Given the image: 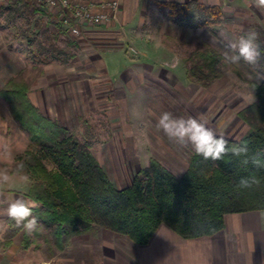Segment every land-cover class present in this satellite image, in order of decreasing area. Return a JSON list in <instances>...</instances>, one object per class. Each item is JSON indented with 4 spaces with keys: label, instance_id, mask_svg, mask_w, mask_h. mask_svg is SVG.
I'll return each instance as SVG.
<instances>
[{
    "label": "rangeland",
    "instance_id": "rangeland-1",
    "mask_svg": "<svg viewBox=\"0 0 264 264\" xmlns=\"http://www.w3.org/2000/svg\"><path fill=\"white\" fill-rule=\"evenodd\" d=\"M25 1L29 6L19 5L16 11L5 9L2 6H6V1H0V89L10 77L28 81L29 97L32 100L40 97L39 105L48 116L58 118L80 139L91 143L94 155L117 187L129 184L150 156H155L176 176L185 171L193 152L192 145L169 139L157 127L158 118L164 111L177 118H196L224 138L238 140L250 130L238 112L255 99V88L232 70H226L208 86H201L188 78L190 82L185 81L181 69L168 76L164 71L149 75L144 68V75L138 76L143 82L134 81L132 87L127 84L128 89H121V76L109 74L107 78L101 72L100 75L90 73L87 66L91 62L88 57H82L85 55L81 53L80 40L42 11L35 0ZM193 2L189 14L178 18L170 16L166 9L162 13L163 18L184 22L176 26V31L171 28L170 35L174 31L176 35L179 32L180 37L190 39L185 45L179 43L183 42L181 39L179 42L176 39L175 47L179 50L173 55L174 62L196 46L198 35L206 36V43L225 57L234 54L228 48L230 41L254 31L258 35L257 43L264 51V11L250 6L251 0H217L221 13L216 18L200 12L195 6L198 0ZM88 41L85 46L92 50L96 42ZM44 57L51 62H42ZM104 58L107 64L113 59ZM140 58L137 55L134 59L139 61ZM232 64L252 81H264V56L257 65L243 61ZM57 68L58 73H55ZM55 74L59 80L53 78ZM56 83L61 86L56 90L57 94L63 91L68 97L67 103L65 95L55 98L50 94V86ZM56 99L58 103L55 104ZM27 142V134L12 118L7 102L0 98V145L7 144L11 149V155L0 154V169L9 172L15 163V153L21 152ZM135 157L137 160H133ZM9 174L10 182L0 186V221L3 215L5 219L8 217L7 205L13 200L11 197H16L9 194L15 192L26 196L32 183L29 177L25 182L17 173ZM99 228L102 227L73 236L62 250L45 242L24 249L20 231L13 237L10 252L5 254V257L10 256L5 264H103L101 259L105 249L102 245H116L129 238L112 231H98ZM3 252L0 250V257Z\"/></svg>",
    "mask_w": 264,
    "mask_h": 264
},
{
    "label": "trees",
    "instance_id": "trees-1",
    "mask_svg": "<svg viewBox=\"0 0 264 264\" xmlns=\"http://www.w3.org/2000/svg\"><path fill=\"white\" fill-rule=\"evenodd\" d=\"M5 1L2 7L11 11L19 5L29 6L25 0ZM158 3L176 18L189 14L192 4ZM196 6L211 17L221 13L217 6L201 2ZM183 60L187 78L201 86L232 70L255 88V99L238 112L250 130L238 140L225 138L227 152L220 160L204 159L193 151L181 176L150 157L124 187H117L109 178L90 142L39 110L29 97L28 81L10 77L5 82L0 98L7 102L12 118L28 138L26 147L15 153L9 172L17 173L22 165L23 175L32 180L26 196L36 205L32 215L37 227L29 234L7 217L0 248L10 246L22 231L24 249L45 242L62 250L73 236L97 227L125 235L140 245L146 244L161 224L183 238H197L223 229L227 213L264 209V81H252L202 40L183 55Z\"/></svg>",
    "mask_w": 264,
    "mask_h": 264
},
{
    "label": "crops",
    "instance_id": "crops-1",
    "mask_svg": "<svg viewBox=\"0 0 264 264\" xmlns=\"http://www.w3.org/2000/svg\"><path fill=\"white\" fill-rule=\"evenodd\" d=\"M160 1L194 3V0H121L118 21L100 25L83 24L79 36L71 35L82 43L81 53L85 55L82 57H88V61L91 62L87 66L90 73L100 75L101 72L107 78L109 74L121 76V80L119 79L121 89H128L127 84L132 87L134 81L143 82L142 79H138V76L140 73L144 75V68L148 71L146 74L164 71L168 76L181 69L184 71L183 79L190 82L186 77L183 56L179 61H173L174 53L179 50L175 47L176 39L178 42L181 39L183 42L179 43L183 45L190 39L180 37L179 32L176 35L173 31V35H170L171 28L176 31V26L184 22L171 17L163 18L162 13L166 8L159 5ZM198 1L210 6L220 5L217 0ZM145 28L148 29L144 31ZM198 36L199 40L208 41L206 36ZM165 38L168 44L164 43ZM90 39L96 42L92 50L85 46L89 44ZM144 41L147 43L144 44ZM68 44L72 43L68 42ZM137 55L141 57L139 61L134 59ZM104 56L113 59L107 64ZM80 61L87 62L84 58H80ZM55 73H58V68ZM42 74L44 70L41 71ZM53 78L58 79L56 74ZM57 83L50 86V94L52 93L55 98L57 95H65L63 91H58L57 94L56 90L61 88ZM39 98L30 99L45 116L58 121V118L48 116L42 110ZM64 99L67 103L66 95ZM53 103H58L57 99ZM63 113L66 112L63 111ZM150 157L155 158V156ZM11 194L16 195L11 197L13 200L21 196L20 198L27 202L24 194L11 192L9 196ZM4 229L5 215L0 221V233ZM100 229L109 231L104 228H99L98 231ZM11 246L0 248L4 251L0 257V264H5V261L9 260L10 256L5 257V254L10 252ZM102 247L105 249V256L101 259L103 264H264V209L225 214L223 229L213 235L186 239L167 225L161 224L146 244L140 245L129 239L121 240L116 245L103 244Z\"/></svg>",
    "mask_w": 264,
    "mask_h": 264
},
{
    "label": "clouds",
    "instance_id": "clouds-1",
    "mask_svg": "<svg viewBox=\"0 0 264 264\" xmlns=\"http://www.w3.org/2000/svg\"><path fill=\"white\" fill-rule=\"evenodd\" d=\"M250 6L264 11V0H251ZM257 39V33L250 31L240 35L235 41H230L228 48L234 54H226L225 59L230 63L243 61L250 65H257L264 56V51L257 43ZM157 127L171 140L180 144L190 143L195 154L204 159L220 160L227 152L229 142L196 118H177L171 112L164 111L158 118ZM0 154L11 155V149L7 144L0 145ZM233 154L239 155V152ZM16 171L20 179L26 182L28 178L23 175V166H18ZM10 179L8 170L0 169V186L8 184ZM35 206L34 203L17 198L8 203L6 214L16 222L17 226H22L31 234L37 227V219L32 215V208Z\"/></svg>",
    "mask_w": 264,
    "mask_h": 264
},
{
    "label": "built area",
    "instance_id": "built-area-1",
    "mask_svg": "<svg viewBox=\"0 0 264 264\" xmlns=\"http://www.w3.org/2000/svg\"><path fill=\"white\" fill-rule=\"evenodd\" d=\"M70 35L79 36L83 24L118 21L121 0H35ZM135 52V50H131Z\"/></svg>",
    "mask_w": 264,
    "mask_h": 264
}]
</instances>
